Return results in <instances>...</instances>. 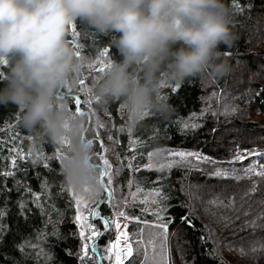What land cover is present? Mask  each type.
<instances>
[{
    "label": "trees",
    "instance_id": "1",
    "mask_svg": "<svg viewBox=\"0 0 264 264\" xmlns=\"http://www.w3.org/2000/svg\"><path fill=\"white\" fill-rule=\"evenodd\" d=\"M227 2L235 9L233 26L239 37L230 49L221 45L231 72L207 80L196 77L182 83L163 82L161 87L173 110L168 119L147 111L149 115L133 120L119 100L98 107L92 85L119 54L107 36L79 22L71 26L66 37L74 52L82 53L85 62L79 73L87 77L92 89L83 107H93L96 116L90 115L86 121L85 136L94 134L93 118L99 120L103 127H97L98 133L105 137L99 149L118 164L115 176L119 184L125 187L129 180H135L145 191L159 190V208L165 209L160 216L173 221L167 230L169 264H220L221 260L226 264H264V177L252 171L245 175L253 156L233 160L238 151L264 149V41H256V37H264V0H238L239 8L233 0ZM8 70L9 61L0 60V82L6 80ZM3 86L0 83V88ZM65 97L73 109L74 102ZM193 124L196 126L191 127ZM133 140L140 143L133 144ZM98 145L93 143V150ZM13 148L24 153L15 164ZM158 149L166 157L165 150L169 149L197 150L206 159L189 158L183 166L171 169L146 168L148 154ZM64 154V146L58 143H34L33 134L20 125L17 107L0 105V173L11 172L0 174V264H82L79 257L89 233L79 236L80 225L74 220L75 197L60 171ZM129 165L138 166L139 171L133 172ZM216 171L241 179L217 177L213 175ZM193 193L196 198L191 202ZM216 197L225 203L234 200L236 210L207 204L203 206L211 211L206 215L202 203ZM100 198V216L93 222L103 232L102 218L113 219L116 207L104 190ZM141 207L129 208V216H140ZM186 215L191 224L181 221ZM220 216L228 220H218ZM142 219L153 222L156 218L146 212ZM127 225L134 252L125 264L136 257L135 240L140 232V224L132 221ZM110 226L105 227L102 238L95 240V255H100L113 238ZM41 252L51 259L46 261ZM92 256L89 248V259ZM109 263L102 258L98 261Z\"/></svg>",
    "mask_w": 264,
    "mask_h": 264
},
{
    "label": "clouds",
    "instance_id": "2",
    "mask_svg": "<svg viewBox=\"0 0 264 264\" xmlns=\"http://www.w3.org/2000/svg\"><path fill=\"white\" fill-rule=\"evenodd\" d=\"M227 0H0V60L9 61L0 105L19 110L33 142L68 141L60 171L68 188L100 189L84 117L58 100L80 71L67 33L76 22L107 36L118 54L92 85L98 107L119 100L133 120L145 111L162 119L172 107L163 82L223 77L232 66L225 49L238 40ZM257 43L264 37H256Z\"/></svg>",
    "mask_w": 264,
    "mask_h": 264
},
{
    "label": "snow or ice",
    "instance_id": "3",
    "mask_svg": "<svg viewBox=\"0 0 264 264\" xmlns=\"http://www.w3.org/2000/svg\"><path fill=\"white\" fill-rule=\"evenodd\" d=\"M233 4L235 7L239 8L238 0H233ZM73 26V25H72ZM105 52H107V49H105ZM79 52L76 53L77 56H79ZM6 62V61H5ZM110 66V62L107 64V67ZM2 75V74H0ZM79 84L83 86L85 84V81L81 79L79 81ZM69 93H71V89L69 90ZM94 95V93H93ZM77 104L80 103V100L75 101ZM125 107V106H122ZM77 113L81 114L80 109L77 108ZM143 115L147 116L149 113L145 111ZM189 125H185V127H188ZM196 125H191V127H195ZM103 127V125H101ZM123 131V129H121ZM129 132H131V129L129 128ZM92 143V141H90ZM133 144H139L140 142L137 140L132 141ZM59 145H67L68 141L64 140L62 142L58 143ZM11 153L13 154V164L17 162V158L23 159L24 153L20 151L18 148H13L11 150ZM153 154H149L151 157ZM172 157H179V160H173L167 164H161L159 165V168H173L175 166H183V162L187 160L189 157H195L197 160H204L206 159L203 156H200L197 153L191 152V151H174L169 154ZM43 159V157H41ZM237 159H243V157H237ZM103 163L107 166L103 170H101V178L107 176V184L111 185L113 183L112 180V172L110 166H108V161L104 160ZM45 167H48L47 164H45ZM129 167L132 168L133 172L139 171L138 166L135 165H129ZM146 168H154L156 165L149 163L145 165ZM252 169H246L245 175H248L251 173ZM2 175H11V172H3L0 173ZM213 175L217 177H226L231 176V178L239 180L241 177L239 175L230 174L225 171H216L213 173ZM262 177H264V173H260ZM129 185H135L136 191L129 193L128 197L124 198L123 204L126 205L128 208H136L139 205H143V207L140 208V216L137 217H131L127 214L126 211L119 210V207H117V211L115 212L116 217H121L125 221L132 222L133 220L138 221L139 223H142L144 225L143 228L140 229V235L139 239L135 240V253L136 257L129 261V264H168V258L165 255L166 249H167V235H168V226L170 223H172V219L169 218L167 221H164L161 216L160 212L165 211L164 208H159L160 199H159V190L155 189L152 192L144 193V190L136 184L135 180H129ZM44 189L46 191L47 184L44 185ZM108 191V197L111 199L113 193L110 189H106ZM252 191H256L255 188L252 189ZM143 195V199L140 200L139 197ZM167 198V197H165ZM264 203V201H262ZM154 205L156 208L149 207V205ZM209 206H214L217 209H224V210H236L235 209V201L229 200L227 203H225L220 197H216L212 200H209L207 202ZM75 205H76V215L74 217V220L77 224L80 225V231L79 236L84 237L85 236V228H87L88 236L86 237L87 242L82 245V256L79 257L82 264H84L85 261H88V264H98L99 259H104L105 261H110L111 264H125V261L128 260V258L133 257V244L130 242L129 235L127 231H123V229L127 228V223L121 224L116 219H111L110 221L106 218H102L104 220L105 227H108L109 225L114 226L116 230L115 240L112 242H109L100 251V255H95L98 251L97 245L95 243V240L97 238H102L104 233L97 228H95L92 224L87 223V217L83 214V209H89V214L91 216H100V213L95 210V207H91L85 199L79 195L75 197ZM113 206L116 207L115 202H113ZM211 209L210 207H205L204 212L206 215L210 213ZM146 212H151V214L156 218L155 221L149 222L147 220H143L142 216ZM2 215V213H0ZM220 219L228 220L227 216H220ZM182 222H186L191 224V221L189 220V217L183 216L181 217ZM145 229H149L147 234H145ZM53 235L55 233H52ZM161 238V252H156V242L157 238ZM122 242V243H121ZM91 245V247H90ZM89 248L90 252L93 254L92 258L89 259ZM149 249L152 250L151 254L149 252ZM253 251H256V249H253ZM243 254V253H241ZM40 255H45L46 261L48 259H51V257H48L46 253L41 252ZM143 256V259H139L140 256ZM220 264H226L225 261L221 260Z\"/></svg>",
    "mask_w": 264,
    "mask_h": 264
},
{
    "label": "rangeland",
    "instance_id": "4",
    "mask_svg": "<svg viewBox=\"0 0 264 264\" xmlns=\"http://www.w3.org/2000/svg\"><path fill=\"white\" fill-rule=\"evenodd\" d=\"M75 58L79 60L78 62H79L80 69H81V67L83 66L82 63L85 62V60L83 59L82 53H80L79 56L76 55ZM97 68H100V65ZM75 75H76L77 83L75 85L69 84V85H66V86H62L57 92V99L58 100H65V98H66L65 96H68L74 102V107H72L74 110L73 109H70V110L72 112L78 114L76 110H77V108L80 109V112L82 113V116L84 117V125H85L84 126V136H85V130L87 128L86 127V125H87L86 121H88L91 116L95 117L96 116V111L91 106H89L88 109H84V107H83L84 103L83 102L84 101L86 103L88 102L87 96H89V93H90V91L92 89L88 85L89 83H88L87 77L84 76L82 78L79 72L76 73ZM81 79H83L85 81V84L83 86H81L79 84V81ZM70 89H71V93H69ZM76 100H80V103L77 104L75 102ZM79 115H81V114H79ZM93 121H94V124H95L94 127H92V128H94L93 129L94 130V134L92 136H90V137H86V136L85 137L88 140L92 141V143H91L92 145H93V143H98L99 144L97 146V149L93 150V157L92 158H93V161L95 163L97 172L99 174L100 189H99L98 192H95V193H92V194H88V193L82 192V191H76V190H73L71 188H69V190L73 191L74 197H76L77 195L83 197L85 199V201H87L89 203L90 208L94 206L95 210L98 211V203H99V199H101L100 198L101 197V192H103V190H104L108 194V191H106V189H110L112 191V193H113V195H112V197L110 199V203L113 204V202H115V204H116V208H114V211L116 212L117 211V207H119V210L126 211L127 214L129 215V208L126 205L123 204V201H124L125 197L129 196V193L136 191V187H135V185H131L130 186L129 183H127L125 187H122L119 184L118 180H116V176L115 175H117V172L119 171V166H118V164L115 163V161L110 159L111 156H107L105 154L104 149H99L101 144H102V140L105 141V139H104L105 137L104 136L102 137V135L98 133V128L97 127L101 126V122H99V120L96 121L95 118H93ZM106 140H107V138H106ZM63 146H64L65 151H66L67 145H63ZM60 148L61 147H59V149ZM261 150H264V149H258V150H253V151H238L234 155L233 160H236V161L241 160V159H237V157L245 158L246 156H253L254 159H253L252 165L250 166V168L252 169V172L253 173H264V168L263 169H257V164L259 162V159H258V156H257V152H259ZM165 151H166L165 153H167V157L164 156L163 150H159L158 149V150H155V151L154 150L151 151L150 153L153 154V155L150 157L149 156L150 153L148 154V161H147V163L145 165H147L149 163H152V164L156 165V168H159V165H161V164H167V163L171 162L172 160H179L180 159L179 157H172V156L169 155L171 152H174V151H191V152L199 154L200 156H203L199 151L191 150V149H169L168 151L167 150H165ZM189 158L192 159V160L193 159L197 160L195 157H189ZM104 160L108 161V166H110V168H111L112 180H113V183L111 185L107 184V179H108L107 176L101 178V175H100L101 170H103L105 167H107L103 163ZM198 161H201V160H198ZM136 184H138V183L136 182ZM148 192H151V191H145L144 190V193H148ZM192 195H193V197L189 200L191 202L193 201V199L196 198V194L195 193H193ZM139 199L142 200L143 199V195H141L139 197ZM209 200H212V199L205 200L204 203H202V208L205 207L203 205H207V202ZM140 206L143 207V205H140ZM75 209H76V205H75ZM82 211H83V214L85 215V217H87V223L92 224L95 228H97L96 225H95V222H93V219L96 216H91L89 214V209H83L82 208ZM115 212H114V214H115ZM113 218L116 219L118 222H120L122 225L128 222V221H125L121 217H116L115 215H114ZM217 219L220 220L219 217ZM133 222L137 223V224H140L139 227H138L139 229L144 227V225L142 223H139L138 221L133 220ZM102 223H101L100 229H102L103 232L105 233V225H104V220L103 219H102ZM110 228H111L110 232H111V235H113V238L109 242H112V241L115 240L116 230H115L114 226H112V225L110 226ZM122 230L123 231H127V233H128L127 228L126 229L122 228ZM144 231H145V234H147L149 229H145ZM85 232H88L87 228H85ZM139 235H140V232H139ZM130 242L133 244V241L130 240ZM156 245H157L156 246V252L160 253L161 252V247H160L161 238H159V237L157 238ZM219 251H221L223 253L226 252L223 249H219ZM149 252L151 254L152 250L149 249ZM165 255L168 258V244H167V249H166ZM109 264H111V262ZM168 264H169V258H168Z\"/></svg>",
    "mask_w": 264,
    "mask_h": 264
},
{
    "label": "bare ground",
    "instance_id": "5",
    "mask_svg": "<svg viewBox=\"0 0 264 264\" xmlns=\"http://www.w3.org/2000/svg\"><path fill=\"white\" fill-rule=\"evenodd\" d=\"M257 156L259 159V162L257 164V169H263L264 168V150L257 152Z\"/></svg>",
    "mask_w": 264,
    "mask_h": 264
}]
</instances>
